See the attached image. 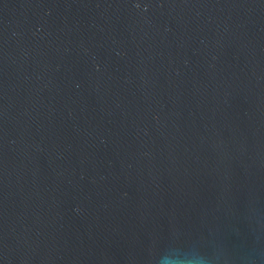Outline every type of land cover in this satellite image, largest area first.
<instances>
[{
	"label": "water",
	"instance_id": "95a60500",
	"mask_svg": "<svg viewBox=\"0 0 264 264\" xmlns=\"http://www.w3.org/2000/svg\"><path fill=\"white\" fill-rule=\"evenodd\" d=\"M0 264H264V0H0Z\"/></svg>",
	"mask_w": 264,
	"mask_h": 264
}]
</instances>
